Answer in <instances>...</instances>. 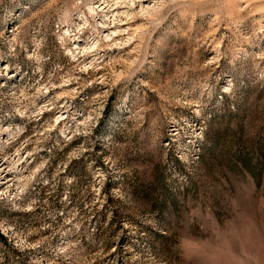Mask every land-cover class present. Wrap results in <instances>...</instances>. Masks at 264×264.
<instances>
[{
    "label": "rangeland",
    "instance_id": "1",
    "mask_svg": "<svg viewBox=\"0 0 264 264\" xmlns=\"http://www.w3.org/2000/svg\"><path fill=\"white\" fill-rule=\"evenodd\" d=\"M156 2L0 0V264H264V0Z\"/></svg>",
    "mask_w": 264,
    "mask_h": 264
},
{
    "label": "bare ground",
    "instance_id": "2",
    "mask_svg": "<svg viewBox=\"0 0 264 264\" xmlns=\"http://www.w3.org/2000/svg\"><path fill=\"white\" fill-rule=\"evenodd\" d=\"M117 2L114 10L121 18L131 17L136 13L152 12L159 6L158 0H115ZM111 13V12H110ZM124 19V18H123ZM126 21V20H120ZM124 25H129L125 23Z\"/></svg>",
    "mask_w": 264,
    "mask_h": 264
},
{
    "label": "trees",
    "instance_id": "3",
    "mask_svg": "<svg viewBox=\"0 0 264 264\" xmlns=\"http://www.w3.org/2000/svg\"><path fill=\"white\" fill-rule=\"evenodd\" d=\"M2 240H5V239L2 237Z\"/></svg>",
    "mask_w": 264,
    "mask_h": 264
}]
</instances>
